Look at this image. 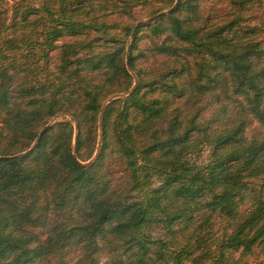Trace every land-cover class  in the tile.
I'll list each match as a JSON object with an SVG mask.
<instances>
[{"label": "trees", "instance_id": "1", "mask_svg": "<svg viewBox=\"0 0 264 264\" xmlns=\"http://www.w3.org/2000/svg\"><path fill=\"white\" fill-rule=\"evenodd\" d=\"M155 1L0 0V264H264V6Z\"/></svg>", "mask_w": 264, "mask_h": 264}, {"label": "rangeland", "instance_id": "2", "mask_svg": "<svg viewBox=\"0 0 264 264\" xmlns=\"http://www.w3.org/2000/svg\"><path fill=\"white\" fill-rule=\"evenodd\" d=\"M104 4V6H102V9L97 10L96 14H100L103 16V13L106 14L108 13V15L106 16V18L108 19V21L111 20H116L119 24H121L123 21L125 20H129L134 22L135 24L137 23H141L142 27L139 30V33H141V46L148 45L147 44V40L148 36H145L143 34L146 33V29H148V25L150 22L154 21L153 19V15L149 14V11L151 9H153V6H157L159 4H157L158 2L155 0H132V2H134V4H132V6L130 8H126L122 6V3L124 1L121 0H114L116 2V5L113 4L114 2H111L112 0H101ZM199 2L198 7L200 10L203 11L204 14L211 16V19H218V20H224L225 17L227 15H225V12H233V9L237 8L238 9V2L235 3H231L228 4V0H197ZM237 1H244V0H237ZM258 1L257 0L255 3V8L258 9ZM149 2H152V4L150 5ZM260 2H262V5L264 6V0H260ZM230 3V2H229ZM153 5V6H152ZM113 10V11H112ZM168 9H165L164 11H166ZM241 13H244V9L241 10ZM256 21V18H246V20L241 21L240 25L244 26V24H248V23H253ZM156 37V36H155ZM155 37H153V39H155ZM63 39H68V37H64ZM61 40H59V42H61ZM149 53V52H148ZM141 57L137 59V62H140V65H143L145 67L151 68V67H160L162 65H164V63L166 62V60L168 59L167 56H163V55H155L154 57ZM40 63L42 66H45L46 64V60L41 59ZM163 67V66H162ZM46 77H43L42 80H44ZM208 115V114H207ZM68 117L69 116L66 115H58L54 118H51L49 122H52L54 120L57 119H61L62 117ZM207 153V149L203 150L200 155L198 156V159H203L206 156ZM220 224H215L214 225V229H217V233L220 232L221 228H220ZM156 233L159 232V228L156 227L154 230ZM68 264H73V260L68 258Z\"/></svg>", "mask_w": 264, "mask_h": 264}]
</instances>
